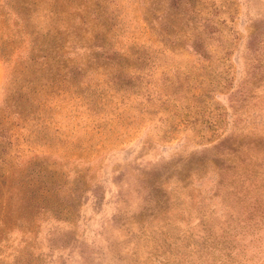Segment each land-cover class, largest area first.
<instances>
[{
  "label": "rangeland",
  "instance_id": "obj_1",
  "mask_svg": "<svg viewBox=\"0 0 264 264\" xmlns=\"http://www.w3.org/2000/svg\"><path fill=\"white\" fill-rule=\"evenodd\" d=\"M0 155V264H264V0H0Z\"/></svg>",
  "mask_w": 264,
  "mask_h": 264
},
{
  "label": "trees",
  "instance_id": "obj_2",
  "mask_svg": "<svg viewBox=\"0 0 264 264\" xmlns=\"http://www.w3.org/2000/svg\"><path fill=\"white\" fill-rule=\"evenodd\" d=\"M201 44H202V39L199 35H197V37L193 40V43H192V46L194 47L195 51H198L199 53H201V51H199ZM135 58L139 59L142 62V66H143L146 63V61L150 58V55H147L145 53L140 55L139 53H137ZM87 64H89V63H87ZM83 70H85V66L80 67L79 65H74L71 68V71H69V72H72L74 74L75 78H77L76 75H81V73L83 74ZM118 75H123V74L120 71L118 73ZM1 156L2 155H0V157ZM0 173H2V172H0ZM4 180H6V179L3 178L0 181H4ZM10 181H11V183L17 182L16 186L23 184V181H16L14 178H11ZM17 189L22 190L23 194H21V199H24V200H21L22 202L20 204L22 205V207H21V209H19L18 213L25 214V215L32 213V211L34 210V208H36V205H37L36 201L34 199L35 198L34 193H32L31 191H27L26 186H18ZM9 197H10V195H9Z\"/></svg>",
  "mask_w": 264,
  "mask_h": 264
}]
</instances>
